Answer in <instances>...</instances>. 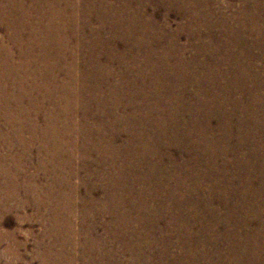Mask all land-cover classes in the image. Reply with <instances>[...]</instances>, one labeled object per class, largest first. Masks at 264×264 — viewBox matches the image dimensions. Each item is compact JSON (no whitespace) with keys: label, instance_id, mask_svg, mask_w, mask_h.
I'll return each mask as SVG.
<instances>
[{"label":"rangeland","instance_id":"1","mask_svg":"<svg viewBox=\"0 0 264 264\" xmlns=\"http://www.w3.org/2000/svg\"><path fill=\"white\" fill-rule=\"evenodd\" d=\"M152 1L0 0V264H264V0Z\"/></svg>","mask_w":264,"mask_h":264},{"label":"bare ground","instance_id":"2","mask_svg":"<svg viewBox=\"0 0 264 264\" xmlns=\"http://www.w3.org/2000/svg\"><path fill=\"white\" fill-rule=\"evenodd\" d=\"M132 1V0H131ZM138 1V0H137ZM104 2V1H103ZM156 3V2H155ZM160 4V1H158L156 4ZM162 3H163V0H162ZM189 3V2H188ZM63 4V3H62ZM97 4V3H96ZM148 4L152 7V8H154L155 6H154V2L152 1V0H149V2H148ZM192 4V3H191ZM68 6V5H67ZM129 6V5H128ZM160 6V5H159ZM249 6V5H248ZM80 7V6H79ZM197 7V6H196ZM200 7V6H199ZM264 7V6H263ZM50 8H53V10L56 12V9H59V8H55V7H53V6H51L50 5ZM62 8V7H61ZM70 10V9H69ZM91 10V9H90ZM129 10V9H128ZM81 11H82V9H81ZM92 11V10H91ZM132 11V10H131ZM98 12V11H97ZM134 12V11H133ZM136 13V12H135ZM174 13H175V11H174ZM178 13V12H177ZM183 13V12H182ZM16 14V13H15ZM182 16H183V14H182ZM89 18V17H88ZM94 18V17H93ZM96 18V17H95ZM135 18V17H134ZM183 18V17H182ZM185 18V17H184ZM199 18V17H198ZM151 19L152 18H149V19H147V24H148V26L149 27H152L153 26V23H152V21H151ZM186 19V18H185ZM194 19V18H193ZM58 20V19H57ZM85 20V19H84ZM24 21V20H23ZM83 21V20H82ZM95 21V20H94ZM146 21V19H144V21L143 22H145ZM96 22V21H95ZM94 22V23H95ZM98 23V22H97ZM140 23V22H139ZM85 24V23H84ZM91 24V23H90ZM184 25H185V23H184ZM85 26H87V25H85ZM41 27V26H40ZM84 27V26H83ZM184 28H185V26H183ZM183 28V29H184ZM87 30V29H86ZM166 30V29H165ZM28 31V30H27ZM50 31V30H49ZM185 31V30H184ZM47 32V31H46ZM66 33V32H65ZM100 33V32H99ZM160 34V33H159ZM22 35H24V34H22ZM140 35V34H139ZM89 36V35H88ZM87 37V36H86ZM78 38V37H77ZM100 38V37H99ZM102 38H104V37H102ZM193 38V37H192ZM83 39V38H82ZM84 39H86V38H84ZM170 39V38H169ZM134 40V39H133ZM77 41V40H76ZM161 41V40H160ZM194 41V40H193ZM264 42V41H263ZM89 43V42H88ZM157 43H159V42H157ZM178 43V42H177ZM238 45V44H237ZM117 46V45H116ZM156 46V45H155ZM158 47V46H157ZM97 48H99V47H97ZM96 48V49H97ZM133 48V47H132ZM80 49V48H79ZM102 49V48H101ZM230 49V48H229ZM16 50V49H15ZM111 51V50H110ZM119 52V51H118ZM219 54V53H218ZM222 54V53H221ZM41 56V55H40ZM150 57V56H149ZM86 58V57H85ZM140 58V57H139ZM17 59V58H16ZM9 60V59H8ZM14 60V59H13ZM27 60H28V58H27ZM160 60V59H159ZM247 60V59H246ZM121 61V60H120ZM170 61V60H169ZM14 66V65H13ZM179 67H181V65L179 66ZM72 68V67H71ZM40 69V68H39ZM180 69V68H179ZM262 69V68H261ZM65 71V70H64ZM127 72V71H126ZM169 74V73H168ZM241 75V74H240ZM84 76V75H83ZM159 77H160V75H159ZM30 79V78H29ZM146 79V78H145ZM235 79V78H234ZM142 80V79H141ZM225 82V81H224ZM230 83V82H229ZM233 85V84H232ZM89 86V85H88ZM231 86V85H230ZM237 87V86H236ZM242 87V86H241ZM90 88V87H89ZM145 88V87H144ZM197 88V87H196ZM230 89H231V87H229ZM235 88V87H234ZM82 90V89H81ZM112 90V89H111ZM243 90V89H242ZM142 91V90H141ZM90 92V91H89ZM243 92V91H242ZM77 93V92H76ZM185 93V92H184ZM214 93V92H213ZM182 94V93H181ZM230 94V93H229ZM235 94V93H234ZM147 95V94H146ZM245 95V94H244ZM190 96V95H189ZM262 96V95H261ZM259 97V96H258ZM155 98V97H154ZM192 98V97H191ZM140 99V98H139ZM189 99V98H188ZM239 99V98H238ZM245 99V98H244ZM256 99V98H255ZM177 100V99H176ZM80 101V100H79ZM98 101V100H97ZM191 102H192V100H191ZM195 103V102H194ZM157 104V103H156ZM227 104H229V103H227ZM198 105V104H197ZM213 105V104H212ZM113 106V105H112ZM122 106H123V104H122ZM246 107H248V106H246ZM18 108V107H17ZM122 108V107H121ZM246 110V108L244 107V111ZM256 112L257 111H259V112H261V108H260V106H257L256 107ZM136 111V110H135ZM168 111V110H167ZM164 112H166V111H164ZM92 113H93V111H92ZM146 113V112H145ZM154 114V113H153ZM164 114V113H163ZM257 114H259V113H256V115ZM87 115V114H86ZM89 115V114H88ZM248 117L251 115V114H246ZM255 115V117L253 116V117H251V118H253L252 120L255 122V126L257 125V128H258V133H257V131H255L254 132V136H252L253 137V139H254V142H255V144L257 145V147H258V151L259 152H261V150H264V136H261V118L260 117H258V115L256 116ZM89 117V116H88ZM223 117V116H222ZM110 118V117H109ZM190 118V117H189ZM212 118V117H211ZM227 118V117H226ZM166 119V118H165ZM97 120V119H96ZM183 120V119H182ZM196 122V121H195ZM191 123V122H190ZM19 124V123H18ZM163 124V123H162ZM194 124V123H193ZM252 124V123H251ZM77 125V124H76ZM149 125V124H148ZM233 125V124H232ZM245 125L246 124H242L241 126H239V127H245ZM82 126V125H81ZM80 126V127H81ZM133 130V129H132ZM159 130H161L160 128H159ZM163 130V129H162ZM220 130V129H219ZM229 130H231V131H233L234 133H235V135L236 136H239V137H244V135H242L240 132H239V130H238V127H236V125L235 126H231V123H230V120H228V121H225L224 122V132H227V133H229ZM251 130V129H250ZM256 130V129H255ZM111 132V131H110ZM161 133V132H160ZM163 134V133H162ZM212 134V133H211ZM230 134V133H229ZM231 135V134H230ZM259 135V136H258ZM43 139V138H42ZM219 139V138H218ZM139 140V139H138ZM201 140V139H200ZM261 140H263V141H261ZM102 147V146H101ZM106 147V146H105ZM44 148V147H43ZM151 148V147H150ZM250 148V147H249ZM48 150V149H47ZM50 150V149H49ZM142 151V150H141ZM40 152V151H39ZM100 153V152H99ZM131 153V152H130ZM48 154V153H47ZM185 154V153H184ZM262 153H260L258 156H257V164H258V166L261 168V166L264 168V153L261 155ZM50 155V154H49ZM92 156V155H91ZM86 157V156H85ZM197 157V156H196ZM91 159V158H90ZM91 161V160H90ZM108 161V160H107ZM40 163V162H39ZM113 165V164H112ZM107 166V165H106ZM219 166V165H218ZM115 169V168H114ZM87 170V169H86ZM110 172V171H109ZM132 172V171H131ZM66 173V172H65ZM119 173V172H118ZM68 175V174H67ZM76 175V174H75ZM137 175H139V174H137ZM136 179H138V176L136 177ZM87 181V180H86ZM233 181V180H232ZM120 182H121V180H120ZM127 182V181H126ZM128 183V182H127ZM254 184V183H253ZM117 185V184H116ZM135 186V185H134ZM167 187V186H166ZM105 188V187H104ZM183 190V189H182ZM247 190V189H246ZM77 191V190H76ZM128 193V192H127ZM86 196V195H85ZM126 198H128V197H126ZM127 200V199H126ZM216 200V199H215ZM219 200V199H218ZM84 202V201H83ZM72 203V202H71ZM87 204V203H86ZM119 204V203H118ZM221 204H222V202H221ZM136 205V204H135ZM74 206V205H73ZM119 210V209H118ZM114 212V211H113ZM124 212V211H123ZM89 213V212H88ZM113 216V215H112ZM136 216H137V214H136ZM214 216V215H213ZM256 218V217H255ZM253 222V221H252ZM250 226V225H249ZM114 231V230H113ZM91 232V231H90ZM106 232V231H105ZM92 233V232H91ZM198 234V233H197ZM196 234V235H197ZM199 236V235H198ZM105 237V236H104ZM193 237V236H192ZM196 237V236H195ZM94 238V237H93ZM199 238V237H198ZM98 239V238H97ZM120 239V238H119ZM116 240H118V239H116ZM123 240V239H122ZM189 241V240H188ZM101 242V241H100ZM129 242V241H128ZM93 243V242H92ZM116 243V242H115ZM94 244V243H93ZM99 246V245H98ZM190 246V245H189ZM228 246V245H227ZM251 246V245H250ZM193 248V247H192ZM228 249H230V248H228ZM97 250V249H96ZM194 252V251H193ZM198 255V254H197ZM196 255V256H197ZM218 255V254H217ZM263 255V254H262ZM198 257H200V256H198ZM202 257V256H201ZM203 258V257H202ZM203 264V263H202ZM205 264V263H204Z\"/></svg>","mask_w":264,"mask_h":264}]
</instances>
